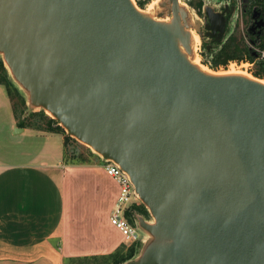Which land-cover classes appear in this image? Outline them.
I'll use <instances>...</instances> for the list:
<instances>
[{"label":"water","instance_id":"95a60500","mask_svg":"<svg viewBox=\"0 0 264 264\" xmlns=\"http://www.w3.org/2000/svg\"><path fill=\"white\" fill-rule=\"evenodd\" d=\"M171 1L170 30L129 0H0V52L35 104L131 176L155 220L138 215L151 238L125 264H264V86L194 70Z\"/></svg>","mask_w":264,"mask_h":264},{"label":"crops","instance_id":"0c3cea01","mask_svg":"<svg viewBox=\"0 0 264 264\" xmlns=\"http://www.w3.org/2000/svg\"><path fill=\"white\" fill-rule=\"evenodd\" d=\"M4 112L11 113L18 140L0 147V264H63L67 257L109 254L127 244L111 223L120 186L107 174L106 161L66 163L64 134L17 131L7 88L0 87V123ZM141 236L151 238L144 230Z\"/></svg>","mask_w":264,"mask_h":264},{"label":"rangeland","instance_id":"374dc122","mask_svg":"<svg viewBox=\"0 0 264 264\" xmlns=\"http://www.w3.org/2000/svg\"><path fill=\"white\" fill-rule=\"evenodd\" d=\"M234 2L236 5V13L233 14L231 18L227 20V25L225 26L224 31L220 36L215 35L212 32L209 26V20L207 16L208 10H220L221 8L228 6L231 2ZM135 2L144 9L150 8L151 5L155 7V15L157 18H168L173 17L172 12V1L171 0H135ZM243 0H180L181 3H185L186 6L179 8L180 12V21L184 31L186 32H196L201 38L198 44V53L200 55V60L204 65H207L209 68L216 72L230 71L233 69L236 70H245L248 73H251L253 76L257 72H260L264 75V7L262 0H250L252 2L249 9V13L245 16H242L243 11ZM232 37H237L246 44V49L249 51L253 59H243L237 60L232 59L227 63H220L214 65V60L218 57L219 52L226 42ZM215 39V40H214ZM0 60H3L4 65L7 69L9 77L13 82V86L18 89L19 94L25 101L24 107L21 106L20 109L25 108V115L30 111H38L42 107L38 104H35L31 99L30 91L25 88L17 79L12 75V71L7 64L4 55L0 52ZM263 78L262 76H258ZM6 93V86L0 84ZM12 102V101H11ZM13 106V105H12ZM45 113L52 117L47 110ZM9 114V115H8ZM3 117V116H2ZM17 118V117H16ZM53 118V117H52ZM11 113L4 112V117L0 123V147L8 149V147H15L16 142L15 137L12 133L15 129L11 130ZM63 127V126H62ZM64 128V127H63ZM65 134H69V131L64 128ZM13 131V132H12ZM72 136V135H70ZM74 137V136H72ZM78 140L76 137H74ZM73 144L78 145V150L92 156V161H101L103 162L102 155L96 153L94 148L88 144L78 140ZM92 152L93 154L89 153ZM139 203H143L141 198H138ZM145 205V204H144ZM148 212L144 209L139 208L138 215L147 218L148 220H155L154 216L151 215L148 207L145 205ZM137 216L135 215V218ZM134 218V219H135ZM139 233L143 232V228L140 226L139 221L135 220ZM141 239L143 240L142 236ZM147 243L144 246V243L140 242L138 246L130 247L126 244L122 248V252L128 255L132 252V256L127 260H124L117 264H125L129 259L136 258L140 255L143 247H146Z\"/></svg>","mask_w":264,"mask_h":264},{"label":"trees","instance_id":"16d2710c","mask_svg":"<svg viewBox=\"0 0 264 264\" xmlns=\"http://www.w3.org/2000/svg\"><path fill=\"white\" fill-rule=\"evenodd\" d=\"M262 1L264 7V0ZM232 59H253V56H251L249 51L246 49V44L237 37H232L228 40V42L223 44L218 57L214 60V65H218L220 63H227L229 60ZM256 75L262 76L264 79V75H262L260 72H257ZM0 84H4L7 88V92L12 101L13 109L18 119V125L20 127H33L39 130L64 134V158L66 163H89L92 161V156L85 154L82 151H79L78 145L73 144L78 140H76L69 134H65V130L62 125H60L59 120L47 115L44 109L38 111L33 110L25 115V108L20 109L22 105V107H24L25 101L19 94L18 89L13 86V82L9 77L3 60H0ZM89 153L93 154L92 152ZM139 208H142L146 212H148L147 208L142 202L135 204L134 206L132 205L128 211V215L131 219L135 218L134 212H138ZM138 244L139 243L132 244L130 245V247L136 248ZM125 245L126 244H123L117 250L109 254L67 257L64 260L63 264H117L124 260H127L133 255L132 252H130L128 255L122 252V248Z\"/></svg>","mask_w":264,"mask_h":264},{"label":"bare ground","instance_id":"6f19581e","mask_svg":"<svg viewBox=\"0 0 264 264\" xmlns=\"http://www.w3.org/2000/svg\"><path fill=\"white\" fill-rule=\"evenodd\" d=\"M131 5L133 6V8L135 9V11L142 16L145 19L151 20V21H155L167 28H169L171 30V27L173 25V17H168V18H157L155 15V7L153 5L150 6V8L148 9H144L141 8L136 2L135 0H129ZM181 6L185 7L186 4L185 3H181ZM200 37L199 35L192 31L191 35H190V48H187L181 38L178 35H174L173 36V40L175 43V46L177 48V51L179 52V54L182 56V58L197 72L211 77V78H225V77H240L252 82H256L259 83L261 85L264 86V79L263 78H259L256 76H253L251 73H248L245 70H230V71H224V72H216L214 70H212L211 68H209L207 65H204L201 60H200V55L198 53V44L200 41ZM47 112L51 115V116H55L54 113L46 108ZM62 124L65 126V128H67V130L69 129L68 126L62 122ZM86 144H88L89 146H91L92 148H94V150L97 152V149L90 143L85 142ZM100 154H102L101 152H99Z\"/></svg>","mask_w":264,"mask_h":264},{"label":"built area","instance_id":"2783aa9c","mask_svg":"<svg viewBox=\"0 0 264 264\" xmlns=\"http://www.w3.org/2000/svg\"><path fill=\"white\" fill-rule=\"evenodd\" d=\"M105 169L108 175L117 180L120 186L118 198L111 212V223L125 236L128 245L142 241L135 219H131L128 211L134 201L138 200L135 185L131 176L115 161L105 160Z\"/></svg>","mask_w":264,"mask_h":264},{"label":"flooded vegetation","instance_id":"af4514ba","mask_svg":"<svg viewBox=\"0 0 264 264\" xmlns=\"http://www.w3.org/2000/svg\"><path fill=\"white\" fill-rule=\"evenodd\" d=\"M242 4H243L242 16H245L247 13H249L248 11L251 7L252 2H250V0H243ZM236 8L237 7H236L235 3L232 1L228 6H225V7L221 8L220 10H215V11L211 10V9L208 10L211 13H218L219 15H221L224 18V20H222V27H223L222 31L221 30H218L217 32L212 31L213 33H215V35H218V36L221 35V33L225 29V26L227 25V20L229 18H231L234 13H236V11H237Z\"/></svg>","mask_w":264,"mask_h":264}]
</instances>
